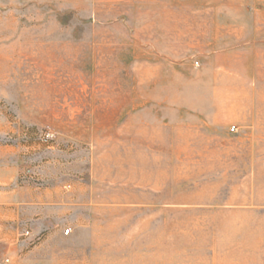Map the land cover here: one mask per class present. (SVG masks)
<instances>
[{
    "label": "rangeland",
    "instance_id": "rangeland-1",
    "mask_svg": "<svg viewBox=\"0 0 264 264\" xmlns=\"http://www.w3.org/2000/svg\"><path fill=\"white\" fill-rule=\"evenodd\" d=\"M2 259L264 264V0H0Z\"/></svg>",
    "mask_w": 264,
    "mask_h": 264
},
{
    "label": "built area",
    "instance_id": "built-area-1",
    "mask_svg": "<svg viewBox=\"0 0 264 264\" xmlns=\"http://www.w3.org/2000/svg\"><path fill=\"white\" fill-rule=\"evenodd\" d=\"M69 232L68 229L64 230V234H67ZM0 264H8V260L7 259H2L0 260Z\"/></svg>",
    "mask_w": 264,
    "mask_h": 264
}]
</instances>
